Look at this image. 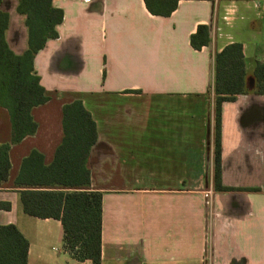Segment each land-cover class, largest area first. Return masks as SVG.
<instances>
[{"label": "crops", "instance_id": "crops-1", "mask_svg": "<svg viewBox=\"0 0 264 264\" xmlns=\"http://www.w3.org/2000/svg\"><path fill=\"white\" fill-rule=\"evenodd\" d=\"M145 1L53 0L63 21L33 61L49 97L32 110L36 133L13 144L0 107V145H10L11 163L0 225L29 241L28 264H93L64 251L60 220L25 214L20 192L31 188L16 184L32 151L53 162L63 106L80 100L97 124L86 189L103 194L101 264H264V95L254 75L264 64V0H177L169 16L152 14ZM18 5L1 0L0 10L10 50L23 55L29 31ZM200 25L210 41L196 50ZM233 43L243 46L246 92L221 107V183L229 190L218 191L214 61ZM123 101L128 114L117 110Z\"/></svg>", "mask_w": 264, "mask_h": 264}, {"label": "trees", "instance_id": "trees-1", "mask_svg": "<svg viewBox=\"0 0 264 264\" xmlns=\"http://www.w3.org/2000/svg\"><path fill=\"white\" fill-rule=\"evenodd\" d=\"M145 2L152 14L163 16H169L177 6V0ZM18 11L26 16L29 31L28 50L23 55L10 50L5 39L9 17L0 10V107L9 113L13 144L37 131L32 110L47 103L49 97L34 74L33 61L48 39L58 37L56 26L63 21V11L53 7V0H19ZM209 41V28L205 25L191 36L196 50ZM245 75L241 44H230L216 54L214 186L218 191L229 190L221 183V107L246 92ZM254 75L257 94L264 95L263 63H257ZM62 125V143L50 165L35 150L22 162L16 184L31 188L20 192L23 210L32 217L60 220L64 251L78 262L101 264L103 194L86 189L91 183L89 156L98 139L97 124L82 101L75 100L63 106ZM9 150V144L0 145V184L9 177ZM28 251L29 241L15 225H0V264H28Z\"/></svg>", "mask_w": 264, "mask_h": 264}, {"label": "rangeland", "instance_id": "rangeland-1", "mask_svg": "<svg viewBox=\"0 0 264 264\" xmlns=\"http://www.w3.org/2000/svg\"><path fill=\"white\" fill-rule=\"evenodd\" d=\"M118 105V108L119 109H117V110H119L120 111V113H121V111L122 112H124V114H128L129 113V101H123L122 103H118L117 104ZM128 117V116H127ZM128 120V119H127ZM126 119H125V115H122V116H120L119 117V123H123V124H125V122L127 121ZM206 142H207V140H206ZM63 237V236H62ZM54 248H56V249H58V250H60V245H59V243L58 242H55L53 245H52ZM53 253H55L54 251H53Z\"/></svg>", "mask_w": 264, "mask_h": 264}]
</instances>
